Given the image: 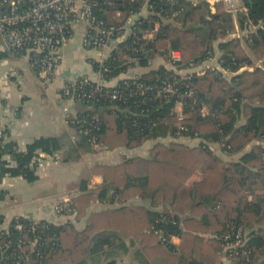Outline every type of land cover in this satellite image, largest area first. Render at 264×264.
<instances>
[{"label":"trees","instance_id":"1","mask_svg":"<svg viewBox=\"0 0 264 264\" xmlns=\"http://www.w3.org/2000/svg\"><path fill=\"white\" fill-rule=\"evenodd\" d=\"M243 3L246 12L238 11L234 18L222 1L216 2L211 11L204 0H156L157 8L177 12L168 21L159 17L165 33L157 34L143 51H133L132 39L127 37L117 43L104 61H91L93 69L108 79L134 65L147 66L158 55L168 60V47L180 51L177 69L194 68L213 55L217 47L220 68L234 73L229 79L216 68H208L202 74L192 73L185 79L173 69L159 66L108 87L118 90L115 99L96 94L87 102L77 100L76 116L83 121L68 118L80 152L93 147L92 137L100 146L109 147L120 142L138 145L164 133L201 138L203 141L197 146L157 143L150 158L97 165L93 171H101L102 183L95 189H87L82 181L84 192L70 198L76 217L85 214L91 201H123L134 195L149 198L152 205L167 206L158 212L139 205L91 212L80 230L69 222L33 223L22 216L14 217L7 228L0 229V264L78 261L85 255L92 235L106 222L139 239L150 257L167 255L176 263L207 264L193 258V244L199 233H209L213 235L208 239L213 262H218L223 254L232 264H264V150L255 144L239 161L224 163L205 143L221 142L224 151L233 152L253 139H264V69L255 64L259 60L264 65V0H243ZM141 20L138 26H146L152 16ZM248 20L256 27L249 30ZM234 23L245 31L242 40L233 35ZM242 43L255 59L247 54ZM126 55L133 60L129 61ZM162 79H175L174 86L179 92L186 87L195 92L194 98L182 99L185 129L178 128L175 112L178 97L157 95L147 88L142 92L139 88V84L149 87ZM94 84L89 80L75 89L74 94L88 91ZM202 103L207 105L209 114H201ZM61 147L60 138L55 136L34 138L24 150H18L13 143L1 142L0 179L8 173L34 181L35 168L42 159L40 153L52 155ZM202 165L201 177L186 185ZM15 222H21L23 227L14 229ZM239 227L245 236L244 244L225 251V235L232 238ZM161 234L166 237L163 241ZM173 236L179 238L178 245L172 243ZM31 240H35L33 246L28 242ZM104 242L107 240L102 237L97 239L91 252Z\"/></svg>","mask_w":264,"mask_h":264},{"label":"crops","instance_id":"2","mask_svg":"<svg viewBox=\"0 0 264 264\" xmlns=\"http://www.w3.org/2000/svg\"><path fill=\"white\" fill-rule=\"evenodd\" d=\"M235 24L234 36L243 39L244 30ZM240 33V34H239ZM82 25H75L73 35L63 47V59L52 78L46 82L41 81L25 56L15 55L3 51L0 45V128L8 132L5 143H13L18 150L25 147L39 136H55L60 138L62 147L52 155L40 153V159L35 168L37 178L27 181L21 176L4 174L0 179V228H7L11 219L22 216L30 220H47L56 224L72 223L75 228L83 229L91 212H98L107 208L114 209L122 206L139 205L152 211L164 209V203L152 205L149 198L134 195L123 201H91L85 214L76 217V214H57L53 208L63 200L75 197L87 189H95L103 181L101 171H93L97 165H118L135 157L150 158L151 149L155 144L176 142L189 147L197 146L203 140L191 136H171L169 133L153 136L138 145L129 146L125 143H112V146L101 144L85 152H80L75 146V137L70 130L64 110L75 112L79 107L72 100L61 97V89L67 78L83 77L94 83L105 86H115L120 79L131 78L150 69L164 66L183 73L190 69H177L175 65L162 55L149 61L147 66L134 65L117 76L105 79L93 69L91 61H104L111 51L105 50L104 55L96 49H86L81 44ZM218 43V42H215ZM244 49L248 47L242 43ZM245 46V47H244ZM219 51L214 48L215 59H205L191 70L204 73L208 68H216L226 78L234 73L222 70L218 64ZM259 65V64H258ZM227 74V75H226ZM210 150L224 162L239 161L242 155L248 153L252 146L260 144L264 150V139H253L238 151L226 152L222 149L223 143L207 140L205 142ZM5 158L8 155L4 156ZM66 158V159H65ZM204 166H199L197 172L191 176L187 184L201 177ZM261 193V190H255ZM194 196V191L193 195ZM249 198L252 197L250 194ZM101 230L92 235L88 249L82 259L70 264H186L173 262L167 255L150 257L142 247L139 239L132 234L127 235L120 226L113 228L106 222ZM213 236L209 233H199L193 244V258L207 264H232L230 259L221 255L218 262L212 261V247L208 239ZM107 240L99 249L91 252L90 248L99 238ZM172 243L179 244L178 237L171 238Z\"/></svg>","mask_w":264,"mask_h":264},{"label":"built area","instance_id":"3","mask_svg":"<svg viewBox=\"0 0 264 264\" xmlns=\"http://www.w3.org/2000/svg\"><path fill=\"white\" fill-rule=\"evenodd\" d=\"M172 2L173 0H165ZM208 3L211 11H214L215 3L222 1L226 9L236 18L238 11H245L243 0H204ZM167 12L163 7L157 8L156 0H0V45L3 51L15 55L25 56L30 66L35 71L37 77L46 82L52 78L63 59V47L68 39L73 35L75 25H82L81 44L86 49H96L101 55L104 51L115 48L122 39L131 37L130 48L133 51H143L145 46L153 40L157 34L165 33L162 30V21L169 20L176 15ZM152 16L146 26L141 25L142 20ZM158 17V18H157ZM141 18V19H140ZM246 27L250 30L256 27L249 20ZM168 60L173 65L181 61V54L178 49L168 47ZM131 61L133 57L126 55ZM101 63V62H99ZM183 73H179L182 78H189L192 67H187ZM179 70V69H178ZM87 78L70 77L67 78L62 89L61 97L72 100L87 102L94 99L96 94L106 95L111 99L118 97L116 88H108L100 83H95L88 91H79L74 94L84 83H88ZM176 80L162 79L159 83L151 86L139 84L142 92L147 88L154 90L157 95L176 96L175 112L177 114L178 128L185 129L182 121V99L194 98L195 92L191 87H186L182 92L174 86ZM71 117L77 118L76 112L64 108ZM202 115L209 114V109L205 103L200 106ZM69 116H67V119ZM83 119L77 118V122ZM86 131V130H85ZM84 131V132H85ZM8 132L0 128V143L4 142ZM90 142L95 149L101 146L95 138H90ZM54 213L74 215V207L70 198L56 204ZM30 220V219H29ZM33 223L39 220H31ZM20 230L23 227L21 222H15L12 226ZM3 229V228H0ZM161 240L166 237L160 235ZM225 235L224 250L242 246L245 236L239 227L233 234ZM31 246L35 240L28 241Z\"/></svg>","mask_w":264,"mask_h":264},{"label":"rangeland","instance_id":"4","mask_svg":"<svg viewBox=\"0 0 264 264\" xmlns=\"http://www.w3.org/2000/svg\"><path fill=\"white\" fill-rule=\"evenodd\" d=\"M240 34V33H239ZM240 38V37H239ZM245 47V46H244ZM245 51L247 52V54L252 58V59H255V57H254V55H253V53L249 50V49H245ZM207 58H209V59H207L208 61L210 60L211 61V59L213 58V59H215V55L213 56V55H210V56H208ZM255 64L256 65H260L263 69H264V65L262 64V62H260L259 60H257V61H255ZM227 75V74H226Z\"/></svg>","mask_w":264,"mask_h":264}]
</instances>
